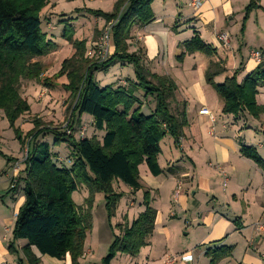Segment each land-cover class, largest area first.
<instances>
[{
  "label": "trees",
  "instance_id": "1",
  "mask_svg": "<svg viewBox=\"0 0 264 264\" xmlns=\"http://www.w3.org/2000/svg\"><path fill=\"white\" fill-rule=\"evenodd\" d=\"M49 1L0 0V111L14 130L22 149L27 148L24 175L17 183L23 184L25 203L17 215L13 242L27 241L22 249V264H42L33 248L42 256L57 260H64L69 255L72 264H79L85 252L87 235L93 227L95 195H105L109 218L114 216L122 198L114 184L122 183L137 193L142 188L140 166L143 164L153 176L161 175L158 161L161 142L167 136L178 141L188 124L185 111L178 114L172 109L176 82L168 76L153 74L139 54L129 52L128 41L134 27L154 21L152 5L155 0H117L112 12L87 11L105 21L118 20L113 30L114 56L104 63H94L85 56L87 43L74 41L64 33V37L72 42L75 53L63 62L56 76L68 81L63 87L73 99L72 117L81 123L83 115L91 116L94 129L104 132L102 139L97 136L76 138L75 134L68 132L63 134L58 129L44 126L41 120H34V128L24 139L17 125L31 108L20 94L21 83L38 79L42 67L35 59L48 55L55 45L42 31L41 13ZM257 3L258 0H251L246 18L258 8ZM180 48L177 56L180 63L187 55H216V49L198 34ZM118 64L132 65L136 81L127 80L129 86H100L95 74L108 72ZM222 71L219 63L211 64L206 81L223 100V113L237 116L247 112L254 118L264 114V108L257 103L259 88L264 86V64L241 83L237 74L223 84L215 83ZM44 85L53 87L46 82ZM139 91L144 93L145 105L137 94ZM148 98L155 101L154 109ZM73 127L70 126L72 131ZM48 134L55 136L53 148L47 142L39 141ZM64 143L70 147L73 160L70 168L64 165L66 160L55 159L52 151ZM241 153L264 170V160L255 148L242 146ZM80 186H86L90 191L86 207L78 206L73 199ZM144 207V212L131 225L126 221L120 226L121 235L114 236L102 264H112L118 254L137 257L149 245L158 216L149 193H145ZM9 251L16 252L14 243L9 246ZM205 254L211 259L210 264H219L232 257L233 247L208 248Z\"/></svg>",
  "mask_w": 264,
  "mask_h": 264
},
{
  "label": "crops",
  "instance_id": "2",
  "mask_svg": "<svg viewBox=\"0 0 264 264\" xmlns=\"http://www.w3.org/2000/svg\"><path fill=\"white\" fill-rule=\"evenodd\" d=\"M114 1L111 8L117 0ZM190 3L191 0H155L152 5L154 21L146 26L134 27L131 35L136 37L135 41L139 37L142 40L139 43L129 40L130 51L140 53L150 72L168 76L176 82L172 109L175 112L186 111L188 124L178 141L167 136L161 142L158 160L161 175L153 176L146 164L140 167L141 176H145V191L147 186L155 189L152 206L157 208L158 216L149 245L133 261L145 257V264H150L155 254L158 255L155 245L163 240L165 252L160 256L162 264L167 255H181L189 253V250L196 252L192 264H202L203 259L208 260L205 264H210L206 249L216 247H233L232 257L219 264H264V230L258 231V225H264V170L241 153L242 146L253 147L264 160V114L259 118L251 117L247 112L237 116L225 115L218 93L206 81V72L214 63L223 68L215 78L217 84H223L235 74L241 83L259 68L250 53L264 48V0H258V8L247 18L246 9L251 0H206L200 9L193 8ZM223 33L229 37L228 45L218 40ZM195 34L215 48L216 55L207 58L199 54L187 55L184 64H181L177 60L180 46ZM187 62L190 64L187 65ZM191 63H195L192 68ZM120 66L126 69L132 67L127 64ZM182 72L186 74L183 76ZM116 77L111 79L110 84L117 82V87L129 86L127 80L136 81L130 76ZM106 79L104 77L100 81V86L108 82H104ZM139 92L137 94L143 100L144 93ZM257 102L264 108V86L259 88ZM204 108L212 113L213 119L200 114ZM19 124L24 135L34 128L31 121L24 123L20 120ZM91 125L93 127V122ZM11 130L4 113L0 112V264H22V249L27 245V241L22 239L13 242L17 215L25 197L22 183H16L15 188H11L17 175L13 166L21 161L23 154ZM101 133L103 135L99 139L104 136V132L99 135ZM10 141L14 149L8 146ZM62 145L60 151L67 147L65 143ZM1 148L11 153H4ZM3 154L8 155L3 158ZM179 185H182L181 192L175 198ZM129 194L136 200L129 202V207H137L139 192L133 193L130 188ZM165 196H169L170 200ZM159 202L165 203L161 209ZM168 202L175 204V209ZM139 204L142 205V202L139 201ZM144 210L145 207H142L139 212ZM185 230L184 240L180 234ZM173 242H177L181 249H173L176 254H169L168 249L172 248ZM11 243L15 244L14 253L9 251ZM33 252L42 264H72L69 255L64 260H57L42 256L36 248ZM85 253L88 255L82 256L79 264H96L91 258L93 251L89 248ZM141 255L142 259L138 260Z\"/></svg>",
  "mask_w": 264,
  "mask_h": 264
},
{
  "label": "rangeland",
  "instance_id": "3",
  "mask_svg": "<svg viewBox=\"0 0 264 264\" xmlns=\"http://www.w3.org/2000/svg\"><path fill=\"white\" fill-rule=\"evenodd\" d=\"M99 2L102 3L99 4ZM112 2L115 1L114 0H50L49 1L48 5L41 13L42 31L47 35L48 39L51 42H53L55 45L48 55L42 58L35 59V61L39 62L40 66L42 67V74L38 77V79L23 80L21 83L20 94L30 104L31 111L30 113L24 115L20 120L24 121V123L31 121L32 124L34 120L35 121L41 120L44 123V126H49V128L51 127L58 129V131H60V133L63 134H65L66 132L73 133L75 134L74 136H76V138H78V136L80 137L81 131L85 132L84 137L87 136L89 138H92L95 134H96L95 136H97L98 138L103 135V133L99 135L100 132H97L94 129V127H92L91 124L93 122L92 121L93 119L91 116L85 115L83 120H81V123H78V121L72 117L73 99H71L70 93L66 91L65 88L63 87V85L66 84L68 81L65 77L56 78V76L60 72L63 62L71 58L75 53V48L73 47L72 42H69L67 38L64 37V33L67 34L66 37L71 36L72 40L74 41H85L87 43L85 56L86 58L92 60L94 63L97 64L104 63L106 61H109L114 56L115 45L113 39V30L115 27L112 24L116 20L105 21L102 18H98L87 13L88 10H92V9L102 10L107 13L112 12L113 11V8H111ZM110 26H112V30L110 32L111 35L110 48L108 50L106 49L105 50L106 53L102 55L99 53L100 50L98 45L101 44V40H102L101 38L103 37V35L105 33H109ZM132 33L133 30L131 32V35H133ZM135 38L136 37L134 36H130L129 40H131V42L134 41L135 43L137 42L139 43L142 40V38L140 39L139 37V39L135 41ZM128 44H130L129 41ZM129 52L135 53L131 51ZM137 54L140 55V53ZM198 56L200 57L202 56V58H207V56L202 54H199ZM183 62H181V64H184ZM189 64L190 63L187 62V65ZM194 64L195 63L191 65V68L194 66ZM120 65L121 64H118V66L115 65L111 67L108 70V72L105 71L97 72L95 76H96V80L98 78L97 80L98 83L101 84L100 81L103 80L104 77L108 78L104 80V82L106 81L108 82L103 87L111 85L110 81L114 76L120 77L124 75L125 77L130 76L131 78H135V71L132 65L127 64L129 66H132L127 69L121 68ZM124 67H126V65ZM185 74L186 72H182L183 76ZM45 82L49 84H53V87L52 88L46 87L44 85ZM116 84L117 82L114 83V85ZM219 98L221 99L220 96ZM142 99L143 100L141 101L144 102L145 105V99L144 98ZM147 101L149 102L151 101L150 103L152 107L155 105V101L152 100L151 98H148ZM221 101L224 107V102L222 99ZM176 113L179 114L181 112L177 111ZM71 125H74L73 131L70 128ZM17 128L21 129V125L20 124L17 125ZM12 130L11 132L13 133L14 130L13 131ZM29 132L23 135L24 139ZM22 133L24 134V132ZM43 138H47L46 140L45 139L44 140L50 145V147L53 146V141L55 139V136H51V134H48L46 135V137L45 136L41 137L39 141L40 142L43 141ZM10 143L11 145L8 144V146L14 149L12 141H10ZM62 147L63 145H61L58 149L53 150V152H57L60 155H63V157H61L59 154H55L54 155L55 159L61 158L62 159L61 162H64L66 160V163L64 165H66L67 168H70V165L73 161L70 152V147H68L67 144V147H64L60 151ZM1 150L4 153H8V154L11 153V152H7L6 148H1ZM21 150H22V146H21ZM8 154L5 155L7 156ZM5 155L3 154L2 157L4 158ZM26 156H27V148L23 149L22 159L21 161H19V166H23L22 167L23 170H21L19 167L18 171L17 172L15 171L14 174L17 175L16 178L13 179L11 183L12 189L15 188L16 182L18 183V180H20L21 175L22 174L24 175ZM57 162L60 163V161ZM141 186L142 188L138 191L139 194L137 195L138 205L135 208H130L129 202H131L132 200L136 201L135 197L132 196L133 197L132 198L131 194H129L130 188L122 183L114 184L115 190L119 194H122V198L118 203V206L114 212V216H112L111 218H109L107 209L105 207L106 204L105 195L103 193H98L95 195L94 204L92 208L93 227L91 232L93 231V234L90 232L91 234L89 233L87 235L85 248H84L85 252L89 248L93 251L91 258L94 259L95 261L94 263L102 264V259L108 254V250L114 240V236L121 235L120 226H123V224H125L126 221L132 224L135 217L138 218V216L142 213V212L140 213L139 211H141L142 207H144L145 193L150 194L151 205L154 202V198L156 194L155 189L153 187L150 188V186H147L148 189L145 191V176L143 177L141 176ZM151 190L152 192H150ZM23 196H24V192H23ZM89 196H90L89 189L86 186H80L79 189L73 194V199L78 206L86 207L87 206L86 200L89 198ZM190 198H193L192 195H190ZM165 199L170 200V197L165 196ZM139 201L142 202V205L139 204ZM23 205L24 204L21 205L19 211ZM168 205L172 208L176 207V205L172 204V202H168ZM164 206H165L164 202L162 203L159 202V209H161V207ZM155 210H157V208ZM178 222H180V224H184L181 223L180 220H178ZM261 230H264V225L262 224L258 225V231ZM185 232L186 230L183 232V234L182 233L180 234L184 240L186 239L184 236ZM176 243L177 242H173L172 248L168 249L169 251L167 250L169 254H176V252H174L173 249L180 251L181 247ZM155 248L158 251L157 252L158 255L155 254L154 256L155 258L151 259L150 264H162L160 256H162L165 252L164 241L161 240L160 244L155 245ZM188 252H190V250ZM195 253L193 255H196ZM86 255L88 254L86 253L83 254V257L84 256L86 257ZM168 256H172V255H167L166 258ZM137 257H130L124 254L122 255L118 254L112 264H145V257L143 258V260H140L142 259L143 255H141V257L138 259L140 261H133V258H137ZM165 260H164V264H165ZM193 261L194 260L192 258V260H189L187 263L192 264ZM207 261L208 260L203 259L201 263L205 264ZM181 263L183 262L180 261L179 263L177 262L176 264H181Z\"/></svg>",
  "mask_w": 264,
  "mask_h": 264
},
{
  "label": "built area",
  "instance_id": "4",
  "mask_svg": "<svg viewBox=\"0 0 264 264\" xmlns=\"http://www.w3.org/2000/svg\"><path fill=\"white\" fill-rule=\"evenodd\" d=\"M206 0H191V6L195 9H200L201 6L204 4ZM118 24V20H116L112 25L115 26ZM112 30V26H110L109 28V33H105L103 35V37L101 38V44L98 45L99 50H100V54H105V50L110 48V40H111V35L110 32ZM218 40L223 43L224 45H228L229 43V37L226 33L221 34L218 37ZM250 57L252 60H254L255 62H257L259 65L264 64V48L263 49H258V50H253L250 53ZM200 114L201 115H205V116H210L213 119V115L212 113L204 108L202 110H200ZM84 134L85 132L81 131L80 136L84 138ZM14 172L18 171L19 169V162L14 164ZM17 183V182H16ZM182 185H179L178 190L175 193V198H178V196L180 195L181 192V187ZM195 253V251L193 250L192 252L189 253H185V254H181V255H172V256H168L165 260V264H176L177 262L179 263L181 262H188L189 260H192L193 258V254Z\"/></svg>",
  "mask_w": 264,
  "mask_h": 264
}]
</instances>
